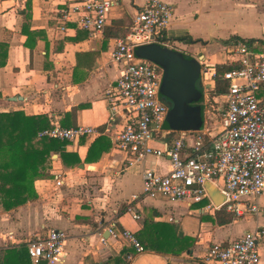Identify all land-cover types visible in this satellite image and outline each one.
Wrapping results in <instances>:
<instances>
[{"label":"crops","instance_id":"1","mask_svg":"<svg viewBox=\"0 0 264 264\" xmlns=\"http://www.w3.org/2000/svg\"><path fill=\"white\" fill-rule=\"evenodd\" d=\"M145 1L119 0L108 13L104 31L90 35L72 22L61 29L58 10L62 0H0V64L4 62L0 65V111L45 114L50 123L92 126L101 132L68 141L65 151L77 155L79 162L66 166L59 154H52L44 175L34 180L36 196L9 210L0 209V255L8 248H26V241L35 234L55 227L67 234L64 259L56 264H203L201 257L211 243L233 240L264 226V191L258 197L257 214L218 224V210L203 209L205 200L169 201L142 193L141 170L166 173V156L149 154L138 164L124 165V155L114 143L123 116L112 113L104 97L122 67L110 58L109 45L122 35L130 16ZM162 1L173 10L168 38L188 57L200 55L212 66L230 63L231 42L223 41L232 36L264 45V0ZM184 37L191 41L181 40ZM201 82L203 86L210 83L211 103L220 99L224 103L225 93H212L214 80L203 78ZM257 95L262 99L264 89ZM203 117L202 111L206 123ZM203 122L200 131L219 129V123L215 131V123L208 127ZM100 137L104 142L99 156L87 158L92 143ZM164 141L158 137L150 145L162 150ZM56 174L62 177L59 186ZM133 195H137L135 200ZM210 197L215 203L220 200L218 193ZM111 224L132 231L149 248L135 252L126 239L108 232ZM156 224L172 226L183 238L184 249L179 253L157 251L168 246L152 241ZM258 250V264H264V239Z\"/></svg>","mask_w":264,"mask_h":264},{"label":"built area","instance_id":"2","mask_svg":"<svg viewBox=\"0 0 264 264\" xmlns=\"http://www.w3.org/2000/svg\"><path fill=\"white\" fill-rule=\"evenodd\" d=\"M119 0H62L58 10L61 29L67 22L90 35L101 33L107 25L108 13ZM173 10L162 0H146L130 16L126 32L113 39L109 56L120 61L122 67L114 84L104 91L112 113L123 116L122 128L115 135V147L124 155V165L138 164L149 154L164 155L169 170L159 173L152 168L141 170L142 193L149 197L162 196L169 201L190 203L205 200L203 209L222 207L235 218L257 214L258 197L264 191V97L257 94L264 89V45L258 41L239 39L229 44L231 61L238 66L223 73L227 82L225 105L221 107L219 129L172 130L164 125L168 105L160 95L162 68L155 62L136 56L139 45L155 43L176 49L166 33ZM200 63V77L214 80L215 66ZM210 69L214 72L209 74ZM39 136L71 141L101 132L92 126H62L51 122ZM164 138V149L150 145V141ZM55 184H62L60 174ZM222 181V183H219ZM213 185L220 195L215 203L207 189ZM137 195H133L135 200ZM132 217L137 218L132 210ZM112 235H119L141 252L143 246L128 229L108 227ZM67 234L63 229L49 227L26 241L30 264H56L63 261ZM264 239V226L243 232L238 238L211 243L201 257L203 264H258V246Z\"/></svg>","mask_w":264,"mask_h":264},{"label":"trees","instance_id":"3","mask_svg":"<svg viewBox=\"0 0 264 264\" xmlns=\"http://www.w3.org/2000/svg\"><path fill=\"white\" fill-rule=\"evenodd\" d=\"M125 32L126 28L122 35ZM239 39L241 38L238 36H232L229 40L223 41V44ZM181 40L191 41L187 37ZM236 66H238L236 62L215 65L212 90L214 95L226 92L227 82L223 79V73ZM50 126L45 114H25L23 110L0 111V209L9 210L36 196L34 180L44 175L50 166L52 154H59L66 166H73L79 162L77 155L65 151L64 147L68 141L38 135L40 131ZM103 142L102 137L97 138L89 148L87 158H97ZM95 151L97 153L94 155ZM215 218L218 224H225L232 221L234 216L222 207L216 211ZM154 229L155 237L152 241L168 246L157 251L179 253L184 249L183 238L176 235L172 226L156 224L153 226ZM144 247L149 248L147 245ZM0 264H30L24 245L19 249L8 248L2 251Z\"/></svg>","mask_w":264,"mask_h":264},{"label":"water","instance_id":"4","mask_svg":"<svg viewBox=\"0 0 264 264\" xmlns=\"http://www.w3.org/2000/svg\"><path fill=\"white\" fill-rule=\"evenodd\" d=\"M134 52L136 56L151 60L162 68L159 92L163 98L168 99L169 104L164 125L172 130H199L203 122L199 103L202 92L198 84L200 55L187 57L177 49L155 43L139 45ZM206 189L210 196L218 193L209 183ZM40 264L46 262L41 261Z\"/></svg>","mask_w":264,"mask_h":264},{"label":"rangeland","instance_id":"5","mask_svg":"<svg viewBox=\"0 0 264 264\" xmlns=\"http://www.w3.org/2000/svg\"><path fill=\"white\" fill-rule=\"evenodd\" d=\"M188 57V56H187ZM203 80V76L202 78L200 79V85H201V89H202V92H203V96L201 98V101L199 102L201 105H202V111H203V114H204V119H205V122H203V125L205 124L206 126L209 127V125L212 123H215L216 126H215V131L218 129V123H219V120L221 118V111L217 109V107H220V106H224L225 105V102L223 103V100L220 99L219 102H216V103H211L212 101L210 100V91L207 89V87L210 85V83H206L205 85L206 86H203L202 84V81ZM212 104V106H211ZM219 183H222V181H220Z\"/></svg>","mask_w":264,"mask_h":264},{"label":"flooded vegetation","instance_id":"6","mask_svg":"<svg viewBox=\"0 0 264 264\" xmlns=\"http://www.w3.org/2000/svg\"><path fill=\"white\" fill-rule=\"evenodd\" d=\"M163 99H164V101L166 102V104L168 105V108H169L168 99H165V98H163Z\"/></svg>","mask_w":264,"mask_h":264}]
</instances>
